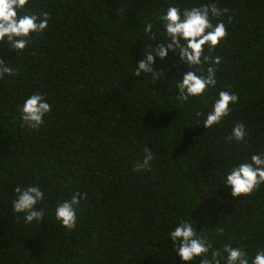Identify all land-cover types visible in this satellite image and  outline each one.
<instances>
[{
	"label": "trees",
	"instance_id": "trees-1",
	"mask_svg": "<svg viewBox=\"0 0 264 264\" xmlns=\"http://www.w3.org/2000/svg\"><path fill=\"white\" fill-rule=\"evenodd\" d=\"M207 3L228 10L212 18L226 35L205 46L209 59L196 66L205 75L213 67L216 85L181 102L175 76L186 63L169 53L154 65L163 75L150 82L135 75L134 62L170 4ZM20 12L51 19L17 55L0 45V60L16 70L0 79V264H181L168 232L196 205L192 217L214 249L264 248V184L232 197L220 179L264 152V0H28ZM220 90L237 102L205 129L203 114ZM35 92L51 111L31 129L20 106ZM237 123L246 127L240 142L228 139ZM145 147L151 168L134 171ZM16 185L44 191L41 222L13 213ZM76 192L85 198L68 229L54 208Z\"/></svg>",
	"mask_w": 264,
	"mask_h": 264
},
{
	"label": "clouds",
	"instance_id": "clouds-1",
	"mask_svg": "<svg viewBox=\"0 0 264 264\" xmlns=\"http://www.w3.org/2000/svg\"><path fill=\"white\" fill-rule=\"evenodd\" d=\"M28 0H0V45H7L9 51H23L30 43L29 37L33 33L43 32L49 26L51 16L48 12L39 15L35 12L20 10ZM228 10L219 8L215 3L181 8L170 4L159 13V31L153 34L150 46L143 45L142 55L135 60V75L147 76L150 82H155L163 75V71L156 69L157 60L163 61L172 53L179 63H186L189 67L179 78H176L175 91L177 99L188 101L190 97H203L216 85V75L213 67L207 68L205 75L196 66L209 58L203 56L205 46L214 48L226 35L223 21L212 23L213 17H220ZM151 32V26L145 28ZM159 35L160 38H156ZM134 60V57H133ZM213 64L219 63L216 57ZM16 70L5 60H0V79L14 76ZM237 95L229 91L220 90L211 101L210 109L203 114L201 125L207 129L220 124L231 111V105L237 102ZM51 111V105L43 93L35 92L27 96L20 106V119L31 129H38L44 123V117ZM197 113V116H201ZM246 127L237 123L232 127L229 140L240 142L245 140ZM153 153L145 147L142 158L135 162L134 171H144L151 168ZM224 188L230 189L232 197L252 193L264 184V152H255L247 159L234 163L221 176ZM15 198L11 201L12 211L23 214L26 223H39L45 217V210L38 205L44 200V191L34 185H16L13 189ZM85 198L83 193H73L70 199H65L54 208V216L62 226L72 229L77 223V212L80 201ZM181 217L176 220L168 238L171 241L176 256L181 264H193L199 257L200 264H264V248H257L254 255H250L244 248L223 245L222 251L214 249L208 239L198 230L196 221L192 217ZM211 250V251H210ZM210 253V254H209Z\"/></svg>",
	"mask_w": 264,
	"mask_h": 264
}]
</instances>
